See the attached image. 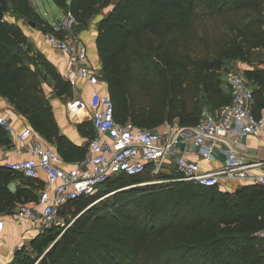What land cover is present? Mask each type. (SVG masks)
I'll use <instances>...</instances> for the list:
<instances>
[{"label":"trees","instance_id":"16d2710c","mask_svg":"<svg viewBox=\"0 0 264 264\" xmlns=\"http://www.w3.org/2000/svg\"><path fill=\"white\" fill-rule=\"evenodd\" d=\"M53 1L64 11L71 10L77 27L82 28L113 3ZM219 2L117 0L98 20L102 77L116 119H131L154 129L176 117L182 124L198 120L205 93L215 94L218 89L220 76L215 79L213 71L221 64H211L195 51L197 6ZM0 11L4 13L0 17V96L55 143L63 158L84 159L87 150L61 132L42 70L26 58L23 46L29 37L19 21L5 14L12 11L17 18L32 20L44 33L53 30L52 23L32 0H0ZM200 38L205 43V32ZM41 63L52 80V93L71 95L70 81L45 56ZM246 75L255 84L254 113L259 117L264 109V68ZM87 125L85 134L90 139L95 134L92 121L80 123L79 128L84 132ZM6 132L0 125V145L10 143ZM22 175L0 163V213L11 214L18 202L37 199L31 187H9L13 178ZM135 176L120 174L108 179L104 184L110 187L101 192L106 196L100 209L97 204L103 199L88 205L81 201L94 194L71 201L75 208L71 218L64 225L37 232L29 243L34 255L18 247L11 264H264V237L258 234L264 228L263 184L245 182L235 189L190 180L136 184Z\"/></svg>","mask_w":264,"mask_h":264},{"label":"built area","instance_id":"2783aa9c","mask_svg":"<svg viewBox=\"0 0 264 264\" xmlns=\"http://www.w3.org/2000/svg\"><path fill=\"white\" fill-rule=\"evenodd\" d=\"M77 24L73 12L64 11L52 24L53 30L44 33V40L65 56L66 78L73 88L81 79L97 86L102 73L90 63L89 46L77 31ZM225 80L230 101L216 109L205 104L193 124H182L178 119L167 121L163 131L131 119H116L107 90L93 89L88 101L72 99L68 103L70 111L90 108L95 134L89 139L87 156L71 167L62 164L64 159L57 149L32 126L24 127L18 136L30 156L6 165L29 178H39L43 171L45 180L36 200L15 208L14 220L37 233L53 225L67 204L95 194L108 179L120 174L139 175L148 168L159 173L171 163L177 174L169 179L173 181L190 180L227 189L245 182L264 185V172L251 171L263 165L264 159L238 147L247 135L264 136V113L259 117L254 113V86L240 70L227 71ZM15 115L12 109L0 108V125L8 132L15 131ZM222 143L226 145L223 164L204 169L201 161L215 159ZM183 144L193 147L196 157L178 148ZM6 150V145H0V152ZM4 228L5 220L0 215V234ZM258 234L264 237V228Z\"/></svg>","mask_w":264,"mask_h":264},{"label":"crops","instance_id":"0c3cea01","mask_svg":"<svg viewBox=\"0 0 264 264\" xmlns=\"http://www.w3.org/2000/svg\"><path fill=\"white\" fill-rule=\"evenodd\" d=\"M32 1L43 18L47 19L52 24L56 22L45 17L38 2L35 0ZM114 3L111 4L112 6L110 5L111 8L108 12L113 8L115 5ZM54 4L57 5L55 2ZM58 7L64 12L63 8L60 6ZM203 8L205 10V43L203 40L202 43L205 45V57L210 60L211 64L214 62H218L219 64L217 65L221 64V68L214 70L213 73L217 74L221 72L226 75L225 73L229 70H240L246 74L250 70L264 68V0H220L217 5L205 4V7ZM106 14L107 12L100 16L98 20ZM19 23L29 37V41L33 42L36 48H39L44 53L45 58L56 68V70L62 76L66 77L65 56L57 53L51 46L50 48L46 44L44 40V32L41 29L32 26L26 27L24 23L20 21ZM80 33L83 39L88 43L90 63L103 73L102 62L96 43V37L98 34L97 25L89 31L85 28ZM32 67L35 68L33 63ZM252 84L255 87L253 82ZM43 85L45 91L50 95L53 89L51 85L45 82H43ZM95 88L108 91L107 81L102 79L101 83L96 86L89 85L84 79H81L79 80L77 87L73 88L71 95H56L50 98L61 132L66 134L78 148L81 150H87V153L89 136L85 134V131H87L89 127L88 125L85 126L83 132L79 128V124L85 121H92L91 110L88 106H85L77 111H70L68 103L75 98H81L88 101L92 90ZM217 88L215 94L205 93V100L208 101L207 97L209 94L211 97L215 95L217 98L216 100L211 101L210 105L219 108V106L227 101V97L231 98L230 88L226 83L225 77L217 83ZM197 101L198 99H194L193 102ZM3 107L12 109L16 113L14 120V125L16 127L15 131L6 132V135L10 138V143L9 145H6L7 150L5 152H0V163L6 164L7 162L19 161L30 156L25 148L21 147L23 146V142L18 134L24 127H33V125L27 116L17 112L13 104L7 98L0 96V108ZM262 112L264 113V109ZM175 119L179 120L178 117ZM164 129L165 123L157 128V130L160 131H163ZM51 144L57 149L55 143ZM238 147L248 151L252 155H258V157L264 159V136L247 135L242 139L241 143L238 144ZM178 148L180 150H186L191 153L192 156L196 157V150L193 147L183 144ZM225 148V144L222 143L219 145L215 159L202 160L201 166L204 169L220 167L225 159ZM87 153L85 157L87 156ZM63 159L64 162L62 164L65 167H71L75 162L79 161V158H74L72 160ZM251 171L264 172V163L261 166L252 168ZM18 173L20 172L18 171ZM44 180L45 174L43 171H40L39 178H29L24 175L13 178L9 183V187L12 190H16L18 186L31 187L34 189L38 198ZM238 185L239 183H236L232 189H235ZM19 204H22V202H18L16 205L18 206ZM4 214L5 213L1 215L5 220L4 231L0 234L2 237L11 241L18 239L22 232L31 235V237L36 234L28 229L27 224L14 220L12 216L13 213ZM14 222H18L22 225L16 227ZM8 225L13 226L12 230L7 229ZM16 228H19V230H16Z\"/></svg>","mask_w":264,"mask_h":264},{"label":"rangeland","instance_id":"374dc122","mask_svg":"<svg viewBox=\"0 0 264 264\" xmlns=\"http://www.w3.org/2000/svg\"><path fill=\"white\" fill-rule=\"evenodd\" d=\"M35 1L38 2L39 6L41 8V11L44 13L45 17L50 18L51 21L55 22L62 17L64 12H62V10L57 5H55L52 0H35ZM116 1L117 0H113V3ZM111 6L104 8L101 12H99L98 14H96L93 17V19L90 22V25L87 27V31L95 28V26L97 25L98 18L100 16H102L103 14H105L106 12H108V10L111 8ZM197 10H198V14L196 16L195 23L197 26L198 36L194 40L195 51L197 52V54L205 55V45L202 43V40H200L202 33L205 32V10L201 5L197 6ZM5 17L10 19V20H13V21L23 22L26 27L32 26L28 22V19L17 18V16L14 15V13L12 11L6 12ZM32 27H34V26H32ZM35 28H37V26H35ZM77 28L79 31H83L85 29L82 27H77ZM46 44L50 47V45L48 43H46ZM23 48L25 50L26 58L29 60L30 59L34 60L36 67L39 68L40 70H42L41 73H42V78H43L44 82L51 85V87H52V83H51L52 80H51L50 76H48L44 66L41 63L42 57L44 56V53L39 48H36V46L31 41H28V44H25L23 46ZM57 53H59V52H57ZM28 57H30V58H28ZM218 77L221 81V80H223L225 75H224V73L220 72V73H217L215 75V79H218ZM216 98L217 97L215 95H213L211 97V95L209 94L207 97L208 101L205 100V104H207L208 106L211 107V105H210L211 101L216 100ZM176 175L177 174H176V171L174 169L173 163H171L166 168H163L159 173H153L151 171V168H148L144 173L136 175L135 177L138 180V182L136 184H148V183L172 181L169 179H171L172 177H175ZM166 179H168V180H166ZM106 187H110V186H108V184H104L103 186L100 187L99 191L93 195L94 197L92 199H90L88 201L81 200L82 203H84L85 205H88L89 202H91V200H94L92 202L96 203L99 200L103 199L106 195H101L102 194L101 192ZM222 188L227 189L225 187H222ZM78 202L79 201H77L76 203H78ZM104 202H105L104 199L101 200L100 202H98V204H97L98 209H100L104 205ZM74 209H75L74 204H70V203L67 204L62 209V212H61L58 220L53 225H64L66 223L67 219L71 218V213H72L71 211ZM4 215H6V214H4ZM14 223L16 224V227L17 226L19 227L20 225H22L18 222H14ZM12 228H13V226H11V225L7 226V229H9V230H12ZM16 230H19V228H16ZM31 238H32L31 235L26 234L25 232H22V234L20 235V237L18 239L11 240V241H9L8 239H6L0 235V242H1L0 243V264H11V262H13L15 260V251L18 247H25L26 251L28 253H30V255H34L32 249L30 247V244H29Z\"/></svg>","mask_w":264,"mask_h":264},{"label":"water","instance_id":"95a60500","mask_svg":"<svg viewBox=\"0 0 264 264\" xmlns=\"http://www.w3.org/2000/svg\"><path fill=\"white\" fill-rule=\"evenodd\" d=\"M0 17H4V13H3V11H0ZM29 23H30L32 26H34V27L36 26V23H35L34 21H32V20H29ZM49 96L52 98V97L55 96V94L51 93Z\"/></svg>","mask_w":264,"mask_h":264}]
</instances>
